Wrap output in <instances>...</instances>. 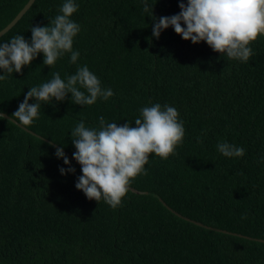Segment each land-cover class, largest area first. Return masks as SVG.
I'll return each instance as SVG.
<instances>
[{
  "label": "trees",
  "instance_id": "obj_1",
  "mask_svg": "<svg viewBox=\"0 0 264 264\" xmlns=\"http://www.w3.org/2000/svg\"><path fill=\"white\" fill-rule=\"evenodd\" d=\"M26 2L0 0V29ZM64 2L35 0L0 42L18 34L30 40L32 26L47 25ZM149 2L156 17L181 11L180 0ZM76 3L77 63L66 53L46 66L40 53L22 73L0 81V112L12 117L30 87L87 65L115 94L85 106L72 103L71 93L42 102L26 128L73 155L71 131L82 119L87 127H98L100 116L135 127L142 107L160 103L179 111L185 137L168 159L153 153L147 175L133 180L131 187L150 193L129 190L112 208L75 187L82 171L72 160L76 172L61 174L69 165L53 144L0 120V264H264V241L254 240H264V36L240 62L183 39L173 27L153 37V13L143 12L142 0ZM222 141L245 154L223 156ZM152 193L183 216L249 238L187 221Z\"/></svg>",
  "mask_w": 264,
  "mask_h": 264
},
{
  "label": "clouds",
  "instance_id": "obj_2",
  "mask_svg": "<svg viewBox=\"0 0 264 264\" xmlns=\"http://www.w3.org/2000/svg\"><path fill=\"white\" fill-rule=\"evenodd\" d=\"M142 0L143 12H152V36L159 39L163 30L174 31L193 44L206 42L215 52L229 60L247 62L253 55L250 45L264 36V0H180L181 11L171 16L156 17L154 6ZM79 9L76 0H65L57 14L45 26L33 25L31 39L18 34L6 42H0V81L9 74L22 73L24 66L43 53V64L54 66L58 59L71 53L70 62L76 64L80 53L73 51L74 38L81 25L71 19ZM71 93V101L77 105H93L98 98L107 101L115 93L111 88L101 87V81L87 65L77 68L74 74L62 79L59 72L39 86L30 87L18 109L11 113L18 126H30L39 117L41 104L61 102ZM35 99L34 103L29 101ZM8 119L0 112V120ZM98 127H87L82 119L71 131L76 151L74 159L81 165L75 187L83 191L89 200L103 199L112 208L121 206L133 180L147 175L145 165L154 153L162 159L174 155L185 137L184 121L179 111L167 104L156 103L140 109V117L118 125L99 118ZM16 124V123H15ZM198 143H203L198 139ZM217 150L225 157H242L243 147L222 141ZM55 155L63 159L66 169L61 174L75 173L71 159L63 147H56ZM264 159V158H262Z\"/></svg>",
  "mask_w": 264,
  "mask_h": 264
},
{
  "label": "water",
  "instance_id": "obj_3",
  "mask_svg": "<svg viewBox=\"0 0 264 264\" xmlns=\"http://www.w3.org/2000/svg\"><path fill=\"white\" fill-rule=\"evenodd\" d=\"M35 0H27V2L24 4V6L17 12V14L13 17V19L7 24L5 25L2 29H0V37L5 34L10 28H12L16 23L17 21L23 16V14L29 9V7L33 4ZM4 113V112H3ZM5 116L8 117L9 120H15L14 118L10 117L8 114L4 113ZM16 124H19L18 121H15ZM21 128H23L24 130L30 132L31 134H34L42 139H44L45 141L53 144L55 147H60L59 145H57L56 143H53L52 141L36 134L35 132L31 131L30 129L26 128L25 126H20ZM65 153L67 154V156L76 164H78L80 167L81 165L74 159L73 155H71L69 152H67L66 150H64ZM130 190L135 192V193H150L148 191H140V190H137L133 187H130ZM153 195H155L157 198H159V200L162 202V204L164 206H166L170 211H172L173 213H175L177 216L181 217V218H184L185 220L187 221H192L193 223L197 224V225H200V226H204L208 229H212L214 231H218V232H222V233H228V234H233V235H236V236H241V237H247L249 238L248 236L246 235H242L240 233H235V232H230V231H227V230H224V229H219V228H215V227H210V226H206L204 225L203 223L201 222H198V221H195V220H192L190 219L189 217H186V216H183L181 215L180 213H178L177 211H175L173 208H171L169 205H167L161 198L158 194L156 193H152ZM254 240H259V241H264L263 239H254Z\"/></svg>",
  "mask_w": 264,
  "mask_h": 264
}]
</instances>
